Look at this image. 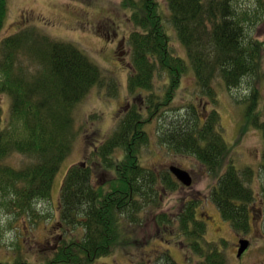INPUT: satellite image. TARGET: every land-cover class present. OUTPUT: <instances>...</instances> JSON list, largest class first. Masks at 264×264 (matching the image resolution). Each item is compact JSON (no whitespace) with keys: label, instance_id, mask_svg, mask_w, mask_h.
I'll return each instance as SVG.
<instances>
[{"label":"trees","instance_id":"16d2710c","mask_svg":"<svg viewBox=\"0 0 264 264\" xmlns=\"http://www.w3.org/2000/svg\"><path fill=\"white\" fill-rule=\"evenodd\" d=\"M235 1L164 0L166 14L159 0H120L119 7L128 13L129 24L135 28L127 38L132 72L126 79V90L137 96H142L138 94L141 91L148 92L143 97L146 114L135 102L117 130L104 140H96L85 160L69 165L59 186L57 231L49 237L52 243L46 239L50 249L45 260L35 263L20 254L13 261L0 264H94L128 244L127 240L130 242L127 228L140 223L143 213L160 207L164 195L161 185H167L168 191L177 187L167 170L143 166L140 151L149 136L145 124L170 105L188 71L211 103H217L213 87L216 78L224 88H238L260 71L264 42L246 33L247 12H238ZM257 1L264 6V0ZM7 2L0 0V33L7 20ZM109 17L112 21L115 16ZM106 25L108 35L116 34L115 24L112 28ZM171 36H176L186 57L174 56ZM23 39L20 33L4 38L0 51L5 48L11 59L12 51L23 45L42 70L32 85L22 73L24 84H15L9 77L13 71L9 64L0 70V92L11 97L9 118L3 117L5 105L0 101V210L31 224L38 214L37 203L51 199L55 178L71 150L74 108L103 80V72L71 42L40 34L29 42ZM157 71L167 76L161 95L152 93ZM256 92L251 89L248 99ZM254 104L251 100L246 105L243 116L250 126L261 131L264 146V121ZM192 108L190 117L182 114L179 121L169 122V129L163 134L157 131L158 141L174 153L194 156L211 177L218 176L210 194L213 204L236 233H247L252 217L249 205L254 196L246 180H250L254 169L240 170L233 157L225 163L236 151L223 139L216 109L208 114L202 108L201 113L196 106ZM14 152L33 153L42 161H31L30 166L16 169L3 162ZM259 165L264 172V148ZM186 202L177 213L176 231L184 235V245L190 246L199 258L195 264H227L226 241L205 243L206 226L202 220L194 219L195 202ZM168 219L158 213L155 222L162 227ZM163 259L165 264L171 263Z\"/></svg>","mask_w":264,"mask_h":264},{"label":"rangeland","instance_id":"374dc122","mask_svg":"<svg viewBox=\"0 0 264 264\" xmlns=\"http://www.w3.org/2000/svg\"><path fill=\"white\" fill-rule=\"evenodd\" d=\"M159 2L162 10L167 14L164 0ZM235 2L238 12H247L246 33L264 42L263 4L261 5L257 0ZM7 3V21L0 33V46L4 38L18 33L28 42L38 34L44 35L55 41L71 42L103 72V80L74 108L71 150L55 178L51 199L37 203L38 214L34 218L36 220L31 219L29 224V220L24 222L20 217L17 219L10 217L7 212L0 210V262L13 261L21 254L31 262L40 263L49 255L48 242L52 243L49 237H53L57 231L55 225L58 217L57 194L65 171L69 165L85 160L87 154L92 153L96 140L100 138L104 140L117 130L127 110L135 102L141 113L145 115L146 100L143 102V97L146 98L148 92L141 91L138 94L142 96H137V93L130 95L126 90V79L132 72L130 44L127 38L135 28L129 24L128 13L126 14L119 7L120 0H8ZM113 15L114 20L107 19ZM107 21L109 23L106 25ZM114 24L113 29L117 31L116 34L113 32L108 35L104 25L112 28ZM170 42L174 56L186 57L184 48L176 36H171ZM123 50L124 55L120 53ZM27 51L22 45L15 52L12 51L11 59L5 48L0 51V70L5 64L11 65L13 71L9 77L15 84L19 82L21 85L24 84L20 79L21 73L28 76V83L30 82L31 85L35 76L41 73V64H38ZM262 53L260 71L249 79L246 78L240 87L227 89L222 86L218 78L213 81L217 103H211L209 97L197 87L191 72L188 71L184 75L176 89L174 100L167 108L157 113L152 121L145 124L144 130L149 136L147 144L141 148L140 157L143 166L155 171L166 170L171 165L189 171L192 174L191 186L166 192L158 209L143 213L140 223L127 228L130 242L127 240L128 244L117 247L112 255L102 257L94 264H143V262L165 264L163 258L171 261L170 264H195L198 257L193 255L190 246L184 245L187 242L184 235L177 237L172 235L169 229L159 236L154 224L158 213L168 211L166 213L174 214L188 200L195 202L196 217L204 222H210L209 227L206 228L204 242L213 244L226 241L224 252H226L227 264H264V172L260 170L259 165L264 148L263 137L261 131L250 126L243 116L246 105L254 100L261 120L264 121V48ZM163 75V72L157 71L153 78L152 93L155 95H161L166 88L167 76ZM24 78L27 79L23 77V80ZM251 89H257V92L248 99L252 94ZM6 93L0 92V101L3 100L5 105L2 106L6 113L3 117L9 118L8 106L11 97ZM193 105L197 107L199 113L201 108L208 114L213 109L218 111L221 123L219 128L224 134L223 139L236 151L225 159V163L232 161L233 157L240 170L246 167L254 169L250 180H246L254 196L249 205L252 217L250 216L251 229L247 234L236 233L230 224L223 220L213 204L210 194L217 184L218 176L211 177V173L205 170L194 156L174 153L168 149L167 144L158 141L157 131L163 134V131L169 129L170 121L174 123L179 121L182 114H192ZM204 111L202 114H205ZM36 156L33 153L28 155L14 152L6 156L3 162L16 169H23L30 166L31 161H42ZM244 236L250 240V247L238 259L236 243L239 237ZM20 238H23L22 242L19 241ZM46 239H49L48 242Z\"/></svg>","mask_w":264,"mask_h":264},{"label":"flooded vegetation","instance_id":"af4514ba","mask_svg":"<svg viewBox=\"0 0 264 264\" xmlns=\"http://www.w3.org/2000/svg\"><path fill=\"white\" fill-rule=\"evenodd\" d=\"M122 54H123V52H121ZM171 166H176V165H171ZM170 166V167H171ZM170 167H168V169H166L168 172L170 171ZM179 167V166H178ZM169 174L171 175V177H172V179H173V181L175 182V184L177 185V187L176 188H178L179 189V187H180V189L181 188H183V187H186V186H184L183 184H181L179 181H177V179L169 172ZM190 176H191V178H192V174L190 173ZM163 186H164V188H163ZM161 187L163 188V191H164V196H165V194H166V192L168 191V189H165V188H167V185H161ZM189 187V186H188ZM188 201H191V200H188ZM187 202L185 201L184 202V204H183V207L182 208H184L185 207V204H186ZM196 206H194V211L193 212H195V215H194V219H197V220H199V221H201L200 219H198L197 217H196V208H195ZM216 207V206H215ZM181 208V209H182ZM217 208V207H216ZM180 209V210H181ZM179 210V211H180ZM217 210H218V208H217ZM178 211V212H179ZM152 212V211H151ZM166 212H168V211H165V212H162V213H159V214H165V216L166 217H169L170 219H168L165 223H164V225L162 226V227H158V225L156 224V222L154 223L155 225H156V232L157 233H159V236H161L162 234H163V232L164 231H166V230H169V229H171L170 230V233L172 234V235H175V236H180V234L181 233H179V232H177V231H175L176 230V227H178L179 226V224L177 223V222H179V220H178V215H177V213L178 212H174V214H170V213H166ZM218 212H219V210H218ZM249 215L251 216V212H249ZM204 224H205V226H206V228H207V226L209 227V223L210 222H204V221H202ZM174 227H175V229H174ZM249 229H251V228H248L247 229V231L249 232L250 230ZM207 231V230H206ZM206 231H204L205 232V235L207 234V232ZM247 232V233H248ZM247 233H245V234H247ZM240 235V234H239ZM181 237V236H180ZM242 238H244L245 240L247 239V238H245V236L244 237H239L238 238V240L239 239H242ZM238 246H239V242L237 241V243H236V249L238 250ZM237 252V251H236Z\"/></svg>","mask_w":264,"mask_h":264},{"label":"water","instance_id":"95a60500","mask_svg":"<svg viewBox=\"0 0 264 264\" xmlns=\"http://www.w3.org/2000/svg\"><path fill=\"white\" fill-rule=\"evenodd\" d=\"M171 173L174 174V176L185 186H190L192 183V178L190 174L187 171H184L178 167H171L170 168ZM249 241L245 239L239 240V249L237 250V257L240 258L242 254L245 252L246 249L249 247Z\"/></svg>","mask_w":264,"mask_h":264}]
</instances>
